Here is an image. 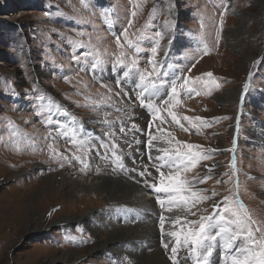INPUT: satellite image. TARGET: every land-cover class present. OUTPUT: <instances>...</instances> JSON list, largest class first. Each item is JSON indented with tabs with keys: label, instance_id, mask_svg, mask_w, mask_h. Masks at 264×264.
Listing matches in <instances>:
<instances>
[{
	"label": "rangeland",
	"instance_id": "1",
	"mask_svg": "<svg viewBox=\"0 0 264 264\" xmlns=\"http://www.w3.org/2000/svg\"><path fill=\"white\" fill-rule=\"evenodd\" d=\"M42 1L44 7L33 6L32 0H0V264H49L47 258L53 250L94 247L102 235L96 234L93 228L99 226L106 232L117 225L128 227L136 223L134 226L140 233L147 224H152L154 229L140 238L135 236L131 239L134 246L127 243L126 247L114 249L113 245V248H103L98 253L93 250L86 252L75 262L59 261L56 264H128V261L136 264L144 253L150 254L155 250H160L172 264L170 248L165 250L162 246L159 224L154 218L148 217V220L140 222L137 215L130 222L123 223L117 217V212L122 209L136 208L130 202H106L101 199L102 194L95 192L86 196L79 193L83 200L76 198L78 202H73L63 192L59 198L58 191L46 198L43 192H38L43 186V178L69 169L83 175L124 178L106 170L111 166L108 162L101 163V166L96 163L97 154L89 155L90 171L82 172L81 165L74 160L69 164L62 158L53 159L49 149L43 153V141L38 138L44 139L47 145L52 144L69 158L76 149L70 142H50L45 128L51 124L48 115L45 113L43 116H47L38 121L40 115L37 113L42 105L48 107L55 101L71 116H74L75 109V114L82 119L92 115L98 118L103 115V108L111 112L122 106L125 111L112 115L117 121L130 117V124L135 121V125L142 126L143 121L151 120L148 114L137 120L141 111L137 118H133L137 111L127 110L129 102L125 103V90L106 84L99 77V70H92V56L85 59L83 55L93 51L90 46H95V50L104 57L103 72H106V66H112L115 56L121 51L116 43L117 37L128 57L136 55L125 43V30L127 38L133 41L139 36L146 37L139 41L141 71H152L148 61L158 39L160 47L155 60L159 61L158 67L168 74V79L182 76L208 79L205 74L212 73L220 85L213 88L210 95L204 94L199 87L200 95H189L178 89V102L172 101V111L179 123L172 121L167 110L162 111L153 123L154 131L167 147H175L177 142L181 145L195 144L202 146L209 155V159L201 160L186 174L189 180L209 177L204 183H196L195 187L203 189L210 198L199 203L193 211L198 215L211 214L215 204H221L222 210L223 198L238 194L252 218L264 228V139L252 130L264 132V29L253 18L259 11L260 0H85L86 6L82 0ZM240 12L248 15L247 29L252 32L251 37L239 28L242 22ZM233 27L240 31L242 49L235 50L225 38L227 29ZM77 40L86 47L74 46ZM253 47L256 57L247 64L244 55ZM74 57H79V61ZM101 84L106 87H101ZM109 88L111 93L107 91ZM228 89L235 91L237 98L219 100V95ZM117 92L119 96L115 95ZM101 95L111 96L109 105L97 109L82 106L88 103L85 97L96 100ZM41 97L46 99L41 100ZM164 98L166 95H161L160 100ZM160 100L156 102L159 104ZM162 108L167 106L162 105ZM196 117L201 118L200 121H196ZM193 123L197 127H193ZM15 130L18 133L14 134ZM53 131L50 130L49 135ZM111 131L118 136L116 143L119 149H128L126 140H123L126 136L118 129ZM137 139H141L140 135ZM167 140L172 141L171 145L165 143ZM153 143L155 149L162 146L156 140ZM17 145L21 150H17ZM102 151L99 150L100 153ZM233 157L235 164H240L242 175L233 172ZM61 163H64L63 167H60ZM136 167L142 170L144 165L136 163ZM18 171L20 173H16ZM148 171L152 175L147 178L158 176L151 169ZM136 178L141 181L143 177L138 175ZM213 192L217 195L212 196ZM30 202L34 203L31 207L35 213L45 215L53 222L48 230L29 232L26 229ZM90 209L93 213L90 212L88 223H83L87 221L85 213ZM157 211L161 214V209ZM71 214L80 215L83 220L64 221ZM177 214L183 215L178 211L166 215ZM61 220L64 222L60 223ZM165 227L168 229L169 225L166 223ZM180 254L184 255V252ZM181 264H191V261L183 260Z\"/></svg>",
	"mask_w": 264,
	"mask_h": 264
},
{
	"label": "snow or ice",
	"instance_id": "2",
	"mask_svg": "<svg viewBox=\"0 0 264 264\" xmlns=\"http://www.w3.org/2000/svg\"><path fill=\"white\" fill-rule=\"evenodd\" d=\"M82 3L86 6L85 0H82ZM165 24L168 25L169 22L166 21ZM222 24L223 20H221V26ZM156 35L161 39L163 38L160 33ZM145 38L144 36H139L136 41H133L127 38L125 30V43L136 54L128 57L123 50L124 45L121 44L119 37H117L116 43L121 51L118 56H115V63L111 68L112 72L117 73V86L121 87L122 84L131 82L136 100L142 108L150 111L153 121L159 118L162 111L167 110L172 121L179 123L175 112L172 111V101L177 100L178 102V89L189 95L193 93L200 95L201 92L197 90L199 87L204 94L210 95L212 89L219 88L220 85L213 78L212 73L205 74L208 79H203L202 77L189 78L187 76L168 79V74L158 67L159 61L155 60L160 47L158 39L155 42V46L151 49L152 58L148 61L152 71H141L138 59V54L141 52L139 41ZM74 46L86 47L79 40L74 41ZM90 47L93 51L83 53L85 59L91 55L92 70L94 72L96 70L103 71L105 63L103 55L98 50H95V46ZM74 58L79 61V57ZM101 87L106 86L101 84ZM247 87L248 85L245 84L244 88L247 89ZM165 88H170V92L167 93L166 98L160 100ZM107 91L111 93L112 89L109 88ZM121 91H123L122 87ZM115 95L119 96L120 93L117 92ZM124 95L127 96L128 94L124 93ZM44 99L46 98L41 97V100ZM85 100L88 103L82 106L97 109L101 106L109 105L111 96L101 95L96 100L85 97ZM157 100H160L159 104L156 102ZM162 105L167 106V108H162ZM53 108H55V112H53ZM117 111H120V109H117ZM45 113L48 114L49 123H53L52 117L56 114L71 117V124H66L62 121L56 122V131L62 137L67 138L76 148V152L69 158L63 153H59L52 144H49V153L52 158H62L65 163L69 164L74 160L81 165L80 170L82 172L89 169L91 165L88 162V157L90 149L93 147L91 145L92 135L90 133L81 135V127L75 126L77 124L75 117L71 116L66 109L56 104L55 101H52L51 106L48 107L42 105L37 115H44ZM104 116L105 119L102 122L111 129L113 122L107 119V112H105ZM184 119L188 120L189 118L184 117ZM200 119L199 117L195 118L196 121H200ZM181 127L183 126L181 125ZM193 127H197V125L193 123ZM185 130L187 131V129ZM138 131L140 129L135 124H132L131 128L127 129L122 124L119 128V132L123 136L133 135L132 141H125L129 147L132 146L133 142L136 144L140 143L134 136V133ZM16 133H18V130L14 131V134ZM104 136L106 139L95 137L99 141L100 148L104 150L103 154L97 150V156L114 166V171L117 168L124 169L123 156L118 151L119 145L116 143L118 139L116 133L109 130L104 133ZM157 139L158 137L149 133L147 148L149 149V160L153 162L152 166L158 176L153 177V182L151 183L145 179L144 184L157 194L156 202L161 209L159 229L162 246L165 250L170 248L169 259L172 264H181V260L191 261V264H216L212 258L217 251L219 252V264H264V228H261L259 222L252 218L238 194L231 197L225 196L221 202L223 204L222 210L221 204H215L211 214L198 215L196 211H193L199 203L210 198L204 194L203 189L195 187L196 183H204L209 177L205 176L202 179L193 177L189 180L186 174L195 168L201 160L209 159L207 151L203 150L200 145L187 143L181 145L180 142H177L175 147L157 148L156 151L159 154L153 157L151 150L155 147L153 141ZM52 140L54 142L55 137H52ZM165 143L171 145L172 141L167 140ZM17 150H21L18 145ZM63 166L64 163H61L60 167ZM231 167L233 172H235V157H233ZM211 170L209 168V171ZM132 171H136V169H132ZM138 175L146 178L151 176L152 173L148 171V165H145L144 170L139 171ZM220 182L217 181V183ZM236 186L238 189V181ZM215 195L217 194L213 192L212 196ZM174 209L180 210L183 215H166V213H173ZM190 216H196L197 218L190 219ZM166 223L169 225L168 229L165 227ZM181 251L184 252L183 257L180 256ZM128 264H131V261H128Z\"/></svg>",
	"mask_w": 264,
	"mask_h": 264
},
{
	"label": "bare ground",
	"instance_id": "3",
	"mask_svg": "<svg viewBox=\"0 0 264 264\" xmlns=\"http://www.w3.org/2000/svg\"><path fill=\"white\" fill-rule=\"evenodd\" d=\"M34 5L38 6L40 4L35 3L33 4V6ZM258 5H259V11L254 15L253 18H255L257 24L262 25L264 29V1L260 0ZM239 19L242 21L241 25L239 24V28L243 30V34L245 35L247 34L248 37L253 36L252 32L249 29H247L248 15L245 14L244 12H240ZM225 38L228 41V43L232 47H234L235 50L239 48L242 49L243 45H241V34H240V31H238L235 27L227 29V31L225 32ZM255 57L256 55H255L254 47H253L248 53H245L244 60L247 64H250V62ZM236 98H237L236 92L233 90H229V89L225 90V92L222 95H219V100L221 101H224L227 99L229 100L236 99ZM156 141H157V144L160 146L159 140H156ZM161 147H165V146L162 145L160 146V148ZM146 149L149 150L147 146H146ZM151 151H153V149ZM16 173H20V172L18 171ZM16 173L13 175L14 177ZM41 181H43V186H41V188L38 189V192L39 193L43 192L44 198L49 197L51 194H55L58 191L59 193L57 195V198L61 197L60 194L63 192L67 194V196H69L73 202H78L76 201V198H79V199L81 198L80 201H82L83 200L82 195L85 194L84 196H86L87 193L95 192V193H99L100 195L102 194L100 197L102 200H105L106 202L114 201V200H117L118 204L123 203V202L127 204L126 202H130V204L136 208L144 207L147 209L148 207L153 208L154 205L156 206L158 205V203L156 202L157 194H155L154 192H151V190H147L146 188L143 189L141 187H138L134 183L129 182L128 180L121 178V177H115L111 175L100 176L98 174H95V175L84 174L83 175L80 172L69 169L66 171H61V172H57L54 174H50L49 176L43 178ZM79 193H81L82 195L79 196ZM70 199L69 201H71ZM31 202L29 203V206H28L29 216L25 222L26 229L29 232H33V231L36 232L37 230H42L44 228L48 230V227L50 228L53 222L49 220V218H47L45 215L42 216L41 214L35 213L34 212L35 210H32V207H31V205L34 203H31ZM174 211L180 212V210L178 209H174ZM90 212H91V209L85 213V215L87 216L86 217L87 221H83V223H88V218L90 214L93 213V211L91 213ZM77 216H75V214L74 215L71 214L68 217L64 218V221L72 223L78 220H83V218L80 217V215L79 217ZM64 221L61 220L60 223ZM136 224H131L132 226H128V227L117 225L113 227L111 230L108 229L109 231L106 230V232H103L105 228L104 229L99 228V226L96 228H93L96 234L100 233V235H102L101 237L102 239H100V241L94 247L87 249V250H76V249L75 250L68 249L66 251L53 250L52 253L47 258L48 263L56 264L59 261L75 262L79 260L82 257V255L85 254L86 252H90L93 250L98 253L100 249H103V248L108 249L112 247L113 245L115 246L114 249L126 247L127 243L134 246V243L131 241V239H134L135 236L136 238H140L146 235L148 231L152 232V230L154 229V227L151 226L152 224L151 225L147 224L146 226H144V229L140 233L139 231L136 230L137 228L135 227ZM136 264H170V262L165 258V255L164 256L162 255L160 250H155L154 252L150 254L144 253L142 256L139 257Z\"/></svg>",
	"mask_w": 264,
	"mask_h": 264
}]
</instances>
